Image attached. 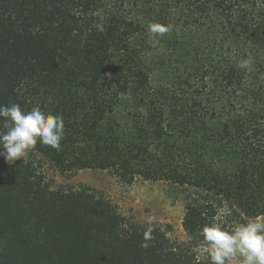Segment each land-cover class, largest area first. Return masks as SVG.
<instances>
[{"label": "trees", "instance_id": "obj_1", "mask_svg": "<svg viewBox=\"0 0 264 264\" xmlns=\"http://www.w3.org/2000/svg\"><path fill=\"white\" fill-rule=\"evenodd\" d=\"M150 23L169 30L150 36ZM11 104L63 118L59 150L29 151L62 172L188 187L189 240L128 221L92 187L54 188L26 155L0 156V264H206L205 225L264 215V0H0Z\"/></svg>", "mask_w": 264, "mask_h": 264}, {"label": "clouds", "instance_id": "obj_2", "mask_svg": "<svg viewBox=\"0 0 264 264\" xmlns=\"http://www.w3.org/2000/svg\"><path fill=\"white\" fill-rule=\"evenodd\" d=\"M97 28L101 32L104 30L102 25ZM147 30L150 36L162 37L169 29L159 23H150ZM0 118H4L7 127V131L0 134V156L9 164L22 159L38 142L56 150L61 147L65 134L63 118L45 113L38 105L28 111L19 104L0 105ZM152 231L151 228L145 231L142 248L151 246ZM201 235L210 264H264V218L257 217L231 229L218 223L205 225Z\"/></svg>", "mask_w": 264, "mask_h": 264}, {"label": "rangeland", "instance_id": "obj_3", "mask_svg": "<svg viewBox=\"0 0 264 264\" xmlns=\"http://www.w3.org/2000/svg\"><path fill=\"white\" fill-rule=\"evenodd\" d=\"M26 156L34 161L54 188L66 189L79 185L92 187L107 196L128 221L142 226H160L167 230L172 241L189 240L182 225L190 191L188 187L142 178L128 184L108 170L62 172L39 153L28 152ZM259 217L264 218V215ZM197 254L202 261L210 264L207 247H199Z\"/></svg>", "mask_w": 264, "mask_h": 264}]
</instances>
